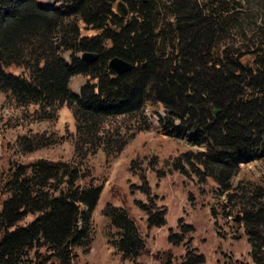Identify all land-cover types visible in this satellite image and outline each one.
I'll use <instances>...</instances> for the list:
<instances>
[{
    "label": "trees",
    "instance_id": "obj_1",
    "mask_svg": "<svg viewBox=\"0 0 264 264\" xmlns=\"http://www.w3.org/2000/svg\"><path fill=\"white\" fill-rule=\"evenodd\" d=\"M119 1L126 15L117 12ZM249 9L264 15V0H0V93L18 107L35 105L39 120L54 119L65 105L75 124L70 161H11L0 169V264H74V249L90 244L102 190L78 184L81 167L98 150L114 160L149 130L146 104L166 110L158 118L163 134L187 137L190 148L173 168L184 172L183 161L201 183H215L222 216L242 226L253 264H264V175L233 184L241 163L264 159V19L251 20ZM83 52L98 58L87 63ZM113 56L134 66L116 74L108 66ZM73 75L85 77L78 92L69 86ZM119 118L128 119L125 130ZM50 144L42 135L15 140L21 153ZM139 179L147 226H164L166 208L156 205L143 173ZM102 214L117 229L111 244L122 258L138 257L145 241L128 210L107 203ZM178 223L180 233L168 235L173 245L193 230ZM195 251L180 264H204Z\"/></svg>",
    "mask_w": 264,
    "mask_h": 264
},
{
    "label": "rangeland",
    "instance_id": "obj_2",
    "mask_svg": "<svg viewBox=\"0 0 264 264\" xmlns=\"http://www.w3.org/2000/svg\"><path fill=\"white\" fill-rule=\"evenodd\" d=\"M39 1L50 4L54 2ZM248 13L255 22L264 19L263 13L257 18L261 11L250 10ZM255 29L258 37L260 30ZM250 30L251 27L245 34L252 35ZM261 32L260 36L264 30ZM242 38L237 34L234 40L238 44ZM64 57L67 58V54ZM6 70L15 74L20 72L14 66L6 67ZM84 80L83 75H73L69 86L78 92ZM36 108L35 105L18 107L5 94L0 93V169L8 168L11 161L29 163L39 158L51 161L72 159L75 124L70 110L63 105L56 111L54 119L39 120L34 113ZM144 113L150 129L137 133L117 158L107 161L102 150H98L81 167L82 176L78 184L91 182L93 185H101L102 190L91 213L90 244L85 250L74 249V264H165L167 261L180 264L186 251L192 248L204 256V264H253L250 245L242 226L235 224L231 217L222 216L220 205L223 197H217L215 183L211 179L201 183L183 161L181 164L184 172L173 168L176 158L190 148L187 137L174 139L161 132L158 118L166 114V110L160 104H146ZM119 122L122 130L130 125L125 118H119ZM20 135H42L49 138L52 144L21 153L15 146V140ZM132 160L136 161L134 171H130ZM158 171L162 176L157 177ZM140 173L144 174L151 193L157 195L156 205L166 208L164 226L148 227L146 224V214L137 204L149 203L135 187L140 184ZM263 175L264 159L254 157L240 164V171L234 177L233 184L239 181L259 183ZM107 203L125 207L137 224L145 241V249L134 260L122 258L111 244L117 238V229L102 214ZM212 208L216 209L215 217ZM180 218L190 224L193 230L185 234L179 244L173 245L168 241V235L180 233ZM24 264L32 263L28 261Z\"/></svg>",
    "mask_w": 264,
    "mask_h": 264
},
{
    "label": "water",
    "instance_id": "obj_3",
    "mask_svg": "<svg viewBox=\"0 0 264 264\" xmlns=\"http://www.w3.org/2000/svg\"><path fill=\"white\" fill-rule=\"evenodd\" d=\"M116 10H117V12L121 13L122 15L127 14L126 7L120 1L117 2V4H116ZM80 58L87 63H91L98 58V54L93 53V52H83V53H81ZM108 66L116 74H122L124 72L129 71L134 66V64L132 62H129V61L119 57V56H113L108 60ZM94 86H95V84H94ZM213 112L216 113L217 111L214 110Z\"/></svg>",
    "mask_w": 264,
    "mask_h": 264
},
{
    "label": "crops",
    "instance_id": "obj_4",
    "mask_svg": "<svg viewBox=\"0 0 264 264\" xmlns=\"http://www.w3.org/2000/svg\"><path fill=\"white\" fill-rule=\"evenodd\" d=\"M37 1H38L39 3L45 4V5L50 4V3L43 2V1H39V0H37Z\"/></svg>",
    "mask_w": 264,
    "mask_h": 264
}]
</instances>
